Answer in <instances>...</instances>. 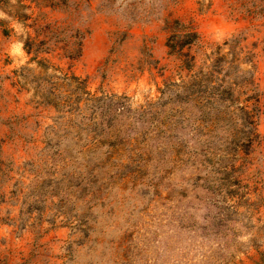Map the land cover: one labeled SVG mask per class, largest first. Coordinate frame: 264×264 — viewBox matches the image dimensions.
Returning a JSON list of instances; mask_svg holds the SVG:
<instances>
[{"label": "rangeland", "instance_id": "rangeland-1", "mask_svg": "<svg viewBox=\"0 0 264 264\" xmlns=\"http://www.w3.org/2000/svg\"><path fill=\"white\" fill-rule=\"evenodd\" d=\"M0 21L33 60L0 78L8 264H264V0H0Z\"/></svg>", "mask_w": 264, "mask_h": 264}, {"label": "crops", "instance_id": "crops-1", "mask_svg": "<svg viewBox=\"0 0 264 264\" xmlns=\"http://www.w3.org/2000/svg\"><path fill=\"white\" fill-rule=\"evenodd\" d=\"M223 14L224 13H221L220 11H214L213 13H211L214 19L221 18ZM2 39L4 40V42H6L5 38L0 37V40ZM12 48H13L12 43L9 42L7 44L4 43L3 47L0 50V78L4 79L3 82L4 88H6V90L13 92L16 90V87H14L13 85H8L7 87H5V85L8 84L9 82L8 79L15 82L14 75L18 74L17 70H20L22 67L27 65L31 66L33 60L22 46L21 49H19V53L16 54V56H14V54L11 53ZM4 232L5 229L2 231L0 230V264H8V249L11 250L12 260H14V255L18 256V250H20L18 249L20 248L18 245L12 244L11 246H9L8 244L9 231L7 230L6 233Z\"/></svg>", "mask_w": 264, "mask_h": 264}]
</instances>
